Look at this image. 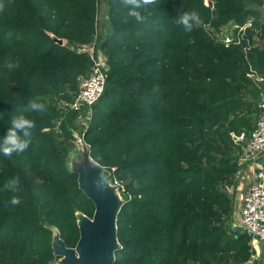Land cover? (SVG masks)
I'll use <instances>...</instances> for the list:
<instances>
[{"label": "trees", "instance_id": "16d2710c", "mask_svg": "<svg viewBox=\"0 0 264 264\" xmlns=\"http://www.w3.org/2000/svg\"><path fill=\"white\" fill-rule=\"evenodd\" d=\"M206 1L156 0L138 9V22L123 0H105L99 34V0H0V142L11 117L35 122L24 152H0V264H56L49 227L72 248L75 213L92 217L66 161L77 120L91 159L124 198L112 264L250 259V237L228 231L240 152L231 134L249 137L264 100L263 2ZM185 12L199 18L187 32L175 22ZM92 43L106 84L79 115L66 109L92 64L80 49Z\"/></svg>", "mask_w": 264, "mask_h": 264}, {"label": "water", "instance_id": "95a60500", "mask_svg": "<svg viewBox=\"0 0 264 264\" xmlns=\"http://www.w3.org/2000/svg\"><path fill=\"white\" fill-rule=\"evenodd\" d=\"M205 5L213 9L211 1ZM52 38L57 45H64L62 39ZM72 138L75 146L69 153L68 168L77 175L78 188L92 202L94 213L91 218L79 211L75 213L79 239L72 248L65 245L57 228L49 227L53 255L58 258L56 264H112L113 254L119 248L116 219L124 198L119 185L112 183L111 172L91 159L83 136L72 131ZM229 232L235 238L248 236L238 229Z\"/></svg>", "mask_w": 264, "mask_h": 264}, {"label": "built area", "instance_id": "2783aa9c", "mask_svg": "<svg viewBox=\"0 0 264 264\" xmlns=\"http://www.w3.org/2000/svg\"><path fill=\"white\" fill-rule=\"evenodd\" d=\"M263 2V1H262ZM264 9V2H263ZM225 43L229 41L225 38ZM84 49V48H83ZM91 59L90 72L80 80L79 90L66 110L87 114L99 100L106 84V59L92 43L85 50ZM259 116L249 137L231 134L238 152V170L235 174L233 196L247 184L239 219L230 218L228 231L238 229L250 237V259L245 264H264V100L258 102Z\"/></svg>", "mask_w": 264, "mask_h": 264}, {"label": "clouds", "instance_id": "9594fccd", "mask_svg": "<svg viewBox=\"0 0 264 264\" xmlns=\"http://www.w3.org/2000/svg\"><path fill=\"white\" fill-rule=\"evenodd\" d=\"M123 2L130 6L129 11L126 14L127 17H132L138 22H144L145 17L138 11V9L148 5H154L156 0H123ZM0 7H2V5H0ZM198 20V15L195 12H185L181 14L175 22L177 25L183 26V29L187 32L192 30L193 23L198 22ZM6 66L8 68H13L16 65L6 62ZM30 107L35 111L43 112L45 110L43 105L35 103H31ZM34 127L35 122L23 115L11 117L10 126L3 136L2 142H0V152L5 156H11L14 152H24L28 148L32 129H34ZM17 184L18 178H14L6 184V188H10L14 191ZM11 203L18 204L19 200L13 198Z\"/></svg>", "mask_w": 264, "mask_h": 264}, {"label": "rangeland", "instance_id": "374dc122", "mask_svg": "<svg viewBox=\"0 0 264 264\" xmlns=\"http://www.w3.org/2000/svg\"><path fill=\"white\" fill-rule=\"evenodd\" d=\"M105 14H106V2L105 0H99L98 2V18H97V30H98V33L100 34L101 31L104 30L105 27H101V21L104 20L105 18ZM107 20V19H106ZM108 25V24H107ZM106 25V27H107ZM82 49H80L81 51ZM85 50V48L83 49ZM62 119H59L57 122H56V127L54 128L55 129V132L56 134L59 136L61 135V130L59 129V126H60V122H61ZM75 128L76 130H73L74 132L78 133L80 136H82V132H83V129H82V126H81V123L79 120H77L75 122ZM59 141L60 140H63V138L59 137L58 138ZM74 140L73 138H70L67 143H66V149H67V155H66V161L67 163H69V153L73 150H74ZM112 183H116L114 179H112ZM117 184V183H116ZM122 192V191H121ZM122 196V194H121ZM231 196H233V191H231ZM123 197V196H122ZM239 193H236V195L234 196V200H233V204H232V210H233V216H234V220L237 221L239 219V213L241 211L240 209V201H239Z\"/></svg>", "mask_w": 264, "mask_h": 264}, {"label": "crops", "instance_id": "0c3cea01", "mask_svg": "<svg viewBox=\"0 0 264 264\" xmlns=\"http://www.w3.org/2000/svg\"><path fill=\"white\" fill-rule=\"evenodd\" d=\"M107 16H106V14H105V18H104V20H102L101 21V27H106V25H107ZM246 192H247V184H245L243 187H242V189H241V191H237V192H235V194H234V196L236 195V193H239V201H240V209H242V201H243V198H244V196H245V194H246ZM234 196H233V200H234ZM232 212H233V210H232ZM241 212V211H240ZM240 214V213H239Z\"/></svg>", "mask_w": 264, "mask_h": 264}]
</instances>
